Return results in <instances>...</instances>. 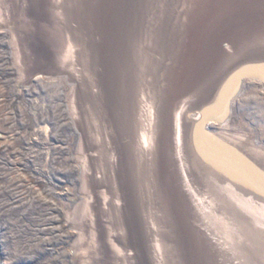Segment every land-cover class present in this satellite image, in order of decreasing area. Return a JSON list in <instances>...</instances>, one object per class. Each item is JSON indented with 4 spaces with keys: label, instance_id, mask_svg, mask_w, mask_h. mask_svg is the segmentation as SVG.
<instances>
[{
    "label": "bare ground",
    "instance_id": "obj_1",
    "mask_svg": "<svg viewBox=\"0 0 264 264\" xmlns=\"http://www.w3.org/2000/svg\"><path fill=\"white\" fill-rule=\"evenodd\" d=\"M7 46L56 107L59 261L264 264V0H0Z\"/></svg>",
    "mask_w": 264,
    "mask_h": 264
},
{
    "label": "rangeland",
    "instance_id": "obj_2",
    "mask_svg": "<svg viewBox=\"0 0 264 264\" xmlns=\"http://www.w3.org/2000/svg\"><path fill=\"white\" fill-rule=\"evenodd\" d=\"M18 11H21L19 6L14 13L17 16L21 13ZM41 22L36 21L37 26L43 23ZM20 31L22 30L19 29ZM22 35L23 32H20V36ZM26 35L27 40L31 35V43H36L37 39L42 40L36 33L27 31ZM44 40L48 44L58 42L52 34ZM0 52V264H63L57 258L56 251L70 247L75 238L62 245L56 227L64 223V218L57 211L50 210L53 200L48 192L51 193L54 188L53 183H49V178L64 159L56 155L52 165L54 168L48 167L46 171V160L40 153L41 142L38 136H33L34 133L41 134L35 130L43 125L39 120L48 118L50 111L56 107L48 108L47 96L27 92L26 85L30 83L28 77L32 78L35 73L19 79V72L14 69L10 46L0 48ZM6 52L9 53L8 58L1 59ZM45 68L50 69L51 66ZM37 72L43 71L39 68ZM53 104L51 102L49 105ZM29 106L34 108V115H31ZM46 124L51 128L50 135L56 132L59 135L56 134L57 141L60 144L63 141L65 145L70 143L69 151L75 154L77 141L76 138L71 141V132L66 128L57 132L53 121H47ZM249 137L253 138L250 135ZM49 141L55 143L52 137ZM61 179L67 182L73 177L65 175ZM54 192L58 193L59 190L54 189ZM54 216L60 220L57 224L56 218H51ZM67 228L69 225L64 229ZM109 263L118 264L106 262ZM66 264L73 263L68 261Z\"/></svg>",
    "mask_w": 264,
    "mask_h": 264
},
{
    "label": "water",
    "instance_id": "obj_3",
    "mask_svg": "<svg viewBox=\"0 0 264 264\" xmlns=\"http://www.w3.org/2000/svg\"><path fill=\"white\" fill-rule=\"evenodd\" d=\"M250 64H252L253 67H258L260 64L264 65V62L262 60H259L258 58H254L253 60L249 61Z\"/></svg>",
    "mask_w": 264,
    "mask_h": 264
}]
</instances>
